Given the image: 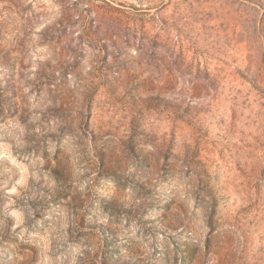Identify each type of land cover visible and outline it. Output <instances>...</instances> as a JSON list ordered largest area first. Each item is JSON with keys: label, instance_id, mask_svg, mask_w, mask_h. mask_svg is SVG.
<instances>
[{"label": "rangeland", "instance_id": "rangeland-1", "mask_svg": "<svg viewBox=\"0 0 264 264\" xmlns=\"http://www.w3.org/2000/svg\"><path fill=\"white\" fill-rule=\"evenodd\" d=\"M0 264H264V0H0Z\"/></svg>", "mask_w": 264, "mask_h": 264}]
</instances>
